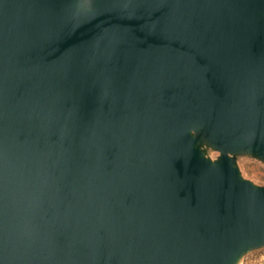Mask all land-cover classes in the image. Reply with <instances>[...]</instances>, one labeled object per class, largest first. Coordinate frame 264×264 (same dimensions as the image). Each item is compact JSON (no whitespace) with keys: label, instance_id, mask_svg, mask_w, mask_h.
Instances as JSON below:
<instances>
[{"label":"water","instance_id":"water-1","mask_svg":"<svg viewBox=\"0 0 264 264\" xmlns=\"http://www.w3.org/2000/svg\"><path fill=\"white\" fill-rule=\"evenodd\" d=\"M240 155L264 162V0H0V264H241Z\"/></svg>","mask_w":264,"mask_h":264},{"label":"rangeland","instance_id":"rangeland-1","mask_svg":"<svg viewBox=\"0 0 264 264\" xmlns=\"http://www.w3.org/2000/svg\"><path fill=\"white\" fill-rule=\"evenodd\" d=\"M211 156H216L217 151H209ZM238 165L244 177L264 184V162L246 155L238 156ZM241 264H264V247L249 253Z\"/></svg>","mask_w":264,"mask_h":264}]
</instances>
